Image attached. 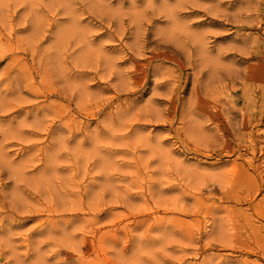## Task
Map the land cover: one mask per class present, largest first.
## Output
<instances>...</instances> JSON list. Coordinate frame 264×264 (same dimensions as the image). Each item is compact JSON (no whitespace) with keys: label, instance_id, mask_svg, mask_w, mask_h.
<instances>
[{"label":"rangeland","instance_id":"1","mask_svg":"<svg viewBox=\"0 0 264 264\" xmlns=\"http://www.w3.org/2000/svg\"><path fill=\"white\" fill-rule=\"evenodd\" d=\"M0 264H264V0H0Z\"/></svg>","mask_w":264,"mask_h":264}]
</instances>
